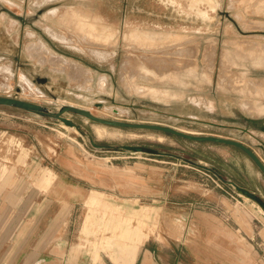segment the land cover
Segmentation results:
<instances>
[{
	"label": "rangeland",
	"instance_id": "obj_1",
	"mask_svg": "<svg viewBox=\"0 0 264 264\" xmlns=\"http://www.w3.org/2000/svg\"><path fill=\"white\" fill-rule=\"evenodd\" d=\"M0 97L238 141L264 164V0H0ZM63 117L98 145L167 155L94 149L62 123L0 107L1 217L21 221L6 209L32 205L35 257L76 250L86 264H128L105 247L127 221L122 244L139 264H264L259 207L184 161L264 200L243 152ZM98 126L125 139L96 140Z\"/></svg>",
	"mask_w": 264,
	"mask_h": 264
},
{
	"label": "water",
	"instance_id": "obj_2",
	"mask_svg": "<svg viewBox=\"0 0 264 264\" xmlns=\"http://www.w3.org/2000/svg\"><path fill=\"white\" fill-rule=\"evenodd\" d=\"M0 107L3 108H10L14 109L17 111H21L27 114H30L32 116H36L39 118H43L46 120H51L57 123H62L65 127L73 128L76 131H78L80 134L86 136L90 142V145L94 149H99L103 151H112V152H131V153H138V154H147V155H153V156H165L167 154L161 153L157 149L149 148V147H134V146H122V147H112V146H107V145H98L94 142L93 138L90 135H86L83 133L81 128L77 126L75 123L65 119L63 116L65 114H72L76 115L82 118H85L93 123H97L100 125H104L107 127H113V128H120V129H125V130H144V131H151V132H159L162 134L166 135H171L180 139H184L186 141L190 142H195V143H213V144H218V145H224L228 147H233L241 152H243L252 162L253 164L257 167L259 172L264 176V164L263 162L259 159V157L248 147L243 145L242 143L234 140H229V139H224V138H218V137H212V136H193L189 135L187 133H183L180 131H177L173 128L170 127H165V126H160V125H150V124H131V123H124V122H118V121H109V120H104L97 118L93 116L89 111L87 110H82L78 109L75 107L71 106H62L57 112H51L49 109L32 104L29 102L21 101L16 98H1L0 97ZM170 157H175L177 159L184 160L180 157L173 156V155H168ZM185 162L195 166L199 167L202 169H205L207 171H210L214 173L223 183L233 187L235 191L245 197L246 199L252 201L255 203L264 213V200L254 194L251 193L250 191L241 188L237 186L235 183L231 181H227L223 178V176L216 170L214 169H209L207 167L200 166L198 164H195L191 161L184 160Z\"/></svg>",
	"mask_w": 264,
	"mask_h": 264
},
{
	"label": "crops",
	"instance_id": "obj_3",
	"mask_svg": "<svg viewBox=\"0 0 264 264\" xmlns=\"http://www.w3.org/2000/svg\"><path fill=\"white\" fill-rule=\"evenodd\" d=\"M2 143L0 142V199L4 196L3 193H1V184L6 179H2L1 175V166L6 163L2 158ZM9 165H11L9 163ZM10 180V179H9ZM6 181V180H5ZM47 182V180H45ZM44 181V182H45ZM18 180L13 177L11 179V184L13 186L10 188V192L12 194V191L14 190L13 187H16ZM16 192V188L14 191V194ZM9 194V193H8ZM89 202L97 203V200H93V198L89 199ZM27 207L25 208V211H22V208L18 205L14 208L6 209L5 213L9 214H25V217L21 219V221H18V217H16V221L13 222L11 218H2L1 214L3 213L1 211L0 206V264H86L84 261L82 255L80 252L74 250V252H68V254L64 255L63 257L58 254H50L54 256L53 259L47 257L49 255H45V253L40 252L39 254H34V241H33V207L32 205L26 204ZM10 220L9 228L16 229L14 234L8 239V241H5L3 238V231L7 228L8 223L7 221ZM4 221V222H3ZM25 224V227L23 228L22 223L18 224V222H23ZM17 225V227H16ZM122 226H124V230H122L121 226H113V235L109 238L105 239V247L108 245L112 246V244L116 245L118 247V250L120 252L121 259H124L125 262L128 264H139L140 257L136 258V250L130 251V248L127 247L126 244H122V241H130V237L132 236L134 230L133 227H130V223L125 221L124 223H121ZM22 229H24V234L22 232ZM109 246V248H110Z\"/></svg>",
	"mask_w": 264,
	"mask_h": 264
},
{
	"label": "bare ground",
	"instance_id": "obj_4",
	"mask_svg": "<svg viewBox=\"0 0 264 264\" xmlns=\"http://www.w3.org/2000/svg\"><path fill=\"white\" fill-rule=\"evenodd\" d=\"M139 91V90H138ZM140 92V91H139ZM72 130L76 131L75 129L71 128ZM94 136L96 138V140L102 141V140H122L125 139V137L118 133V132H110L108 131L105 127H96L94 129ZM136 136V135H135ZM128 138V137H127ZM131 139V138H130ZM149 139V138H148ZM160 139V138H159ZM162 139V138H161ZM154 140V139H153ZM156 140V139H155ZM163 140V139H162ZM114 142V141H112ZM116 142V141H115ZM160 143V142H159ZM259 210L261 211V213L264 215V213L262 212V210L259 208Z\"/></svg>",
	"mask_w": 264,
	"mask_h": 264
}]
</instances>
